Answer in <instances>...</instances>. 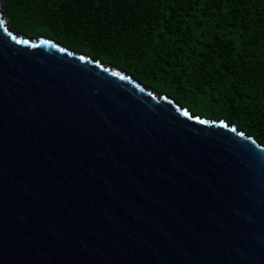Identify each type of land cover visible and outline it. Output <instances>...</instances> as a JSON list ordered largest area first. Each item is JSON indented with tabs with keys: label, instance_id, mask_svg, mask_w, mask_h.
Listing matches in <instances>:
<instances>
[{
	"label": "water",
	"instance_id": "water-1",
	"mask_svg": "<svg viewBox=\"0 0 264 264\" xmlns=\"http://www.w3.org/2000/svg\"><path fill=\"white\" fill-rule=\"evenodd\" d=\"M0 22V264H264V144Z\"/></svg>",
	"mask_w": 264,
	"mask_h": 264
},
{
	"label": "trees",
	"instance_id": "trees-1",
	"mask_svg": "<svg viewBox=\"0 0 264 264\" xmlns=\"http://www.w3.org/2000/svg\"><path fill=\"white\" fill-rule=\"evenodd\" d=\"M4 9L13 28L125 69L264 144V0H4Z\"/></svg>",
	"mask_w": 264,
	"mask_h": 264
},
{
	"label": "rangeland",
	"instance_id": "rangeland-1",
	"mask_svg": "<svg viewBox=\"0 0 264 264\" xmlns=\"http://www.w3.org/2000/svg\"><path fill=\"white\" fill-rule=\"evenodd\" d=\"M17 30V29H16ZM19 31V30H17ZM20 32H23V31H20ZM25 35L29 36V37H34V35H32L30 32H23ZM190 108L192 109V111L194 113H197V112H200V109L197 107V106H190ZM208 116V115H207Z\"/></svg>",
	"mask_w": 264,
	"mask_h": 264
},
{
	"label": "snow or ice",
	"instance_id": "snow-or-ice-1",
	"mask_svg": "<svg viewBox=\"0 0 264 264\" xmlns=\"http://www.w3.org/2000/svg\"><path fill=\"white\" fill-rule=\"evenodd\" d=\"M0 24H2V22H0Z\"/></svg>",
	"mask_w": 264,
	"mask_h": 264
}]
</instances>
